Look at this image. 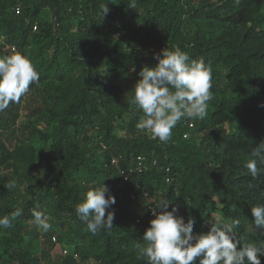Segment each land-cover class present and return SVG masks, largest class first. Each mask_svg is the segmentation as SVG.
Returning <instances> with one entry per match:
<instances>
[{"label": "trees", "instance_id": "obj_1", "mask_svg": "<svg viewBox=\"0 0 264 264\" xmlns=\"http://www.w3.org/2000/svg\"><path fill=\"white\" fill-rule=\"evenodd\" d=\"M132 2L0 0V57L14 46L40 74L0 111V217L22 209L0 228V264H146L134 245L153 218L147 207L164 200L195 219L194 232L239 218L242 242L264 244L250 214L264 204V172L245 168L264 142V0ZM166 47L211 65L214 97L205 119H182L162 143L136 128L142 113L130 101L137 73ZM102 184L115 219L93 235L74 205ZM33 209L50 216L47 233Z\"/></svg>", "mask_w": 264, "mask_h": 264}, {"label": "clouds", "instance_id": "obj_2", "mask_svg": "<svg viewBox=\"0 0 264 264\" xmlns=\"http://www.w3.org/2000/svg\"><path fill=\"white\" fill-rule=\"evenodd\" d=\"M129 8H135V0ZM101 10L107 14L108 4H102ZM153 59L154 66L145 65L137 73L130 103L142 113L136 128L153 140L167 143L182 119L203 120L208 115V103L214 97L212 67L203 58L192 59L179 47L163 48L153 54ZM132 71L135 72V68ZM39 79L32 61L13 46L11 54L0 57V111L19 103ZM259 106L264 107V104ZM251 155L255 158L249 159L245 168L255 179L264 172L257 166L258 160L264 163V142L254 148ZM6 187L11 190L16 184L8 183ZM144 196L148 200L150 194L145 192ZM115 203V196L102 184L86 191L83 199L74 205V211L79 221L95 235L113 227ZM169 205L164 200L157 207H150L153 218L143 233V243L134 245L137 259L146 258V264H262L264 244L242 242L235 231L241 224L239 218L230 223L219 219L207 222L206 232H194L195 219L185 221L178 214V207L172 206L169 210ZM250 214L255 229L264 234V204L250 207ZM21 215L19 207L3 215L0 228L13 227ZM32 216L42 234L51 229L50 216L45 212L33 209Z\"/></svg>", "mask_w": 264, "mask_h": 264}, {"label": "rangeland", "instance_id": "obj_3", "mask_svg": "<svg viewBox=\"0 0 264 264\" xmlns=\"http://www.w3.org/2000/svg\"><path fill=\"white\" fill-rule=\"evenodd\" d=\"M24 103H26V99H24ZM20 113H21V116H20L19 122H22V121H23V118H24L25 109L22 108L21 111H20ZM120 133H122V131H120ZM2 138L5 140L6 144H7L9 147H11V146L13 145L14 140H13L12 138L7 137L6 135H4ZM152 199H153V198H151V197L149 196V199H148V200H152ZM149 207L154 208L152 205L149 206ZM149 207H147V209H148ZM147 209L143 210V212H145ZM137 218L140 219V218H141V215H140V216H137ZM77 264H82V263H81L80 261H77ZM85 264H86V263H85Z\"/></svg>", "mask_w": 264, "mask_h": 264}, {"label": "built area", "instance_id": "obj_4", "mask_svg": "<svg viewBox=\"0 0 264 264\" xmlns=\"http://www.w3.org/2000/svg\"><path fill=\"white\" fill-rule=\"evenodd\" d=\"M190 126H193V123H190ZM186 136H187V133L183 134V137H186ZM112 162H114V159H112ZM153 163L155 164V163H156V160L153 161ZM142 165H143V164H140V163H139V166H138L137 170L140 171L141 168H142V167H141ZM122 175H123V179H124V180L128 179V175H127V174H122ZM170 179H171V178H170L169 176L166 178L167 181H170ZM144 193H145V192H144ZM132 197H133V196H132ZM144 197H145V196H144ZM148 201H150V200H148ZM148 209H150V207H149ZM149 214L152 215V213H151V209H150V211H149Z\"/></svg>", "mask_w": 264, "mask_h": 264}]
</instances>
